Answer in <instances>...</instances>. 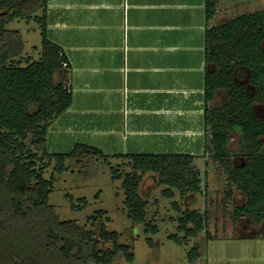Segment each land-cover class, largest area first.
Returning <instances> with one entry per match:
<instances>
[{"label": "trees", "instance_id": "trees-1", "mask_svg": "<svg viewBox=\"0 0 264 264\" xmlns=\"http://www.w3.org/2000/svg\"><path fill=\"white\" fill-rule=\"evenodd\" d=\"M221 0H205L206 19L216 13ZM47 0H0V264H117L132 261L133 246L118 231L106 228V212L96 211L85 225L57 216L50 195L55 174L45 178L53 166L63 172L72 158L83 167L91 159L107 162L112 155L77 144L69 152H49L46 145L51 121L72 103L66 86L69 65L61 46L47 36ZM41 12V14H39ZM17 19L40 24V57H24L25 45L18 29L7 28ZM205 124L206 148L225 169L228 187L242 197L235 205V220L248 218L264 225V9L242 13L206 30ZM64 62L67 66H64ZM247 79L246 84L242 79ZM212 104L210 111L209 104ZM240 135L244 161L234 164L229 141ZM130 170H124L125 203L134 223H145L147 201L140 193L143 174L160 171L161 181L177 186L186 197L185 206L196 204L200 171L190 153H127ZM113 169L114 177L123 175ZM188 175V176H187ZM164 195L172 198L171 189ZM228 197L233 196L229 190ZM81 201L86 203V198ZM193 202L192 204L190 203ZM74 207H76L74 205ZM178 211L180 207L173 204ZM178 230L172 234L178 244L205 233L208 212L186 208L180 211ZM147 232H157L149 224ZM264 236V230L252 236ZM202 241V240H201ZM201 241L190 252L192 262L201 256ZM150 242H152L150 240ZM109 244V245H108Z\"/></svg>", "mask_w": 264, "mask_h": 264}, {"label": "crops", "instance_id": "crops-1", "mask_svg": "<svg viewBox=\"0 0 264 264\" xmlns=\"http://www.w3.org/2000/svg\"><path fill=\"white\" fill-rule=\"evenodd\" d=\"M219 9L207 21L205 0H47V36L61 46L72 93L49 125L48 151L77 144L108 155L207 151L205 35ZM238 221L236 237L257 242L245 249L264 244Z\"/></svg>", "mask_w": 264, "mask_h": 264}, {"label": "rangeland", "instance_id": "rangeland-1", "mask_svg": "<svg viewBox=\"0 0 264 264\" xmlns=\"http://www.w3.org/2000/svg\"><path fill=\"white\" fill-rule=\"evenodd\" d=\"M219 8L218 23H222L239 14L264 9V0H221ZM7 28L21 31L25 45L24 57L29 56L32 60L40 57L42 34L38 22L17 19L9 22ZM242 81L248 84L246 78ZM209 106L211 111L213 105L210 103ZM261 115L264 119V111ZM205 140L208 141V138ZM240 141L238 132H234L229 141V156L236 165L244 161ZM195 157L192 165L200 171L201 178L196 204L190 201L192 205L185 206L186 193L183 195L177 186L162 183L161 179L164 176L160 171H147L143 174L140 193L147 201L145 223H134L125 203L123 171L131 169L129 158L112 155L108 158L109 162L103 159H91L87 167L69 158L66 161L67 169L59 173L54 171L52 166L44 173V177L50 178L55 174L50 203L62 221L74 220L79 225H85L87 217L95 214L96 211L106 212L105 217L108 218L104 220L106 228L110 231H118L124 241L133 246V260H121L117 264H264L262 240L258 243V249L251 251L247 247L249 252L245 254L246 249L243 245L257 242L247 240L245 242L235 235L240 234L242 226L238 220L236 224L234 223L233 210L243 199L234 186H231V189L228 187L223 165L213 159V154L208 148L203 154ZM113 169H119L123 174L122 177H114ZM165 189L173 191L172 198L164 195ZM229 190L233 191L232 197L227 196ZM82 198H86L87 202L83 203ZM174 203L179 205L180 211L186 208L198 209L200 212L207 211L210 218V234L215 232L213 223L216 220L218 237L208 241L205 233L202 232L198 237L190 239L187 244H178L171 239L172 234L183 236L178 230V220L182 213L173 207ZM149 224L156 225L158 231L147 232ZM223 228L225 234L222 233ZM257 229L264 230V225L254 224L250 219H245L244 234L249 233L248 231L256 232ZM199 240H202L203 246L200 251L202 253L205 248V253L199 257V260L192 262L190 252L195 242Z\"/></svg>", "mask_w": 264, "mask_h": 264}, {"label": "built area", "instance_id": "built-area-1", "mask_svg": "<svg viewBox=\"0 0 264 264\" xmlns=\"http://www.w3.org/2000/svg\"><path fill=\"white\" fill-rule=\"evenodd\" d=\"M64 66H67V63L66 62H64V64H63Z\"/></svg>", "mask_w": 264, "mask_h": 264}]
</instances>
